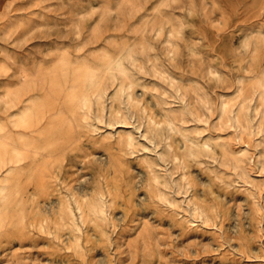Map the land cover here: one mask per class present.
Listing matches in <instances>:
<instances>
[{"label": "rangeland", "instance_id": "1", "mask_svg": "<svg viewBox=\"0 0 264 264\" xmlns=\"http://www.w3.org/2000/svg\"><path fill=\"white\" fill-rule=\"evenodd\" d=\"M0 264H264V0H0Z\"/></svg>", "mask_w": 264, "mask_h": 264}]
</instances>
